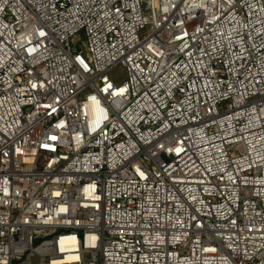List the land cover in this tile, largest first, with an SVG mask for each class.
<instances>
[{
    "label": "built area",
    "instance_id": "built-area-1",
    "mask_svg": "<svg viewBox=\"0 0 264 264\" xmlns=\"http://www.w3.org/2000/svg\"><path fill=\"white\" fill-rule=\"evenodd\" d=\"M34 259L264 264V0H0V264Z\"/></svg>",
    "mask_w": 264,
    "mask_h": 264
},
{
    "label": "rangeland",
    "instance_id": "rangeland-1",
    "mask_svg": "<svg viewBox=\"0 0 264 264\" xmlns=\"http://www.w3.org/2000/svg\"><path fill=\"white\" fill-rule=\"evenodd\" d=\"M110 77L116 83H123L127 79V73L125 68L122 65L115 66L110 72ZM32 263L37 264L38 260L34 259Z\"/></svg>",
    "mask_w": 264,
    "mask_h": 264
}]
</instances>
